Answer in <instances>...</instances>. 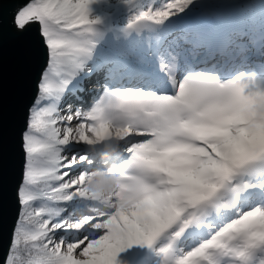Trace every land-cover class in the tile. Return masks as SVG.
<instances>
[{
  "label": "snow or ice",
  "instance_id": "snow-or-ice-1",
  "mask_svg": "<svg viewBox=\"0 0 264 264\" xmlns=\"http://www.w3.org/2000/svg\"><path fill=\"white\" fill-rule=\"evenodd\" d=\"M102 2L0 0L23 154L4 264L157 241L161 264H264V0H120L124 23Z\"/></svg>",
  "mask_w": 264,
  "mask_h": 264
},
{
  "label": "water",
  "instance_id": "water-1",
  "mask_svg": "<svg viewBox=\"0 0 264 264\" xmlns=\"http://www.w3.org/2000/svg\"><path fill=\"white\" fill-rule=\"evenodd\" d=\"M13 42L12 37L0 36V49H3L5 43L11 45ZM21 119L22 117L14 111L11 88L8 85L0 92V183H3L7 189L4 201L0 194V264H4L7 244L11 242V228L15 223V203L11 196V187L18 178L20 164L22 166L23 163L19 139L10 137L9 132L14 126H19ZM10 143L14 144L11 153L8 151Z\"/></svg>",
  "mask_w": 264,
  "mask_h": 264
},
{
  "label": "rangeland",
  "instance_id": "rangeland-1",
  "mask_svg": "<svg viewBox=\"0 0 264 264\" xmlns=\"http://www.w3.org/2000/svg\"><path fill=\"white\" fill-rule=\"evenodd\" d=\"M109 6L111 7L112 11L110 13L103 12V10ZM122 6L124 5L122 2H120V0H106V2L92 5V10L93 14L105 16V23H116L118 21L117 16L121 11L120 9ZM148 250L149 248H146L144 251H142V257L138 259L134 255L128 253L122 260L117 259V262L118 264H159L158 258L160 257V255L158 254L157 250ZM118 255L122 256L120 253Z\"/></svg>",
  "mask_w": 264,
  "mask_h": 264
},
{
  "label": "clouds",
  "instance_id": "clouds-1",
  "mask_svg": "<svg viewBox=\"0 0 264 264\" xmlns=\"http://www.w3.org/2000/svg\"><path fill=\"white\" fill-rule=\"evenodd\" d=\"M258 113L264 116V105L258 106ZM115 177L103 173L97 174L93 181L89 184L91 190L95 192H107L112 187Z\"/></svg>",
  "mask_w": 264,
  "mask_h": 264
},
{
  "label": "bare ground",
  "instance_id": "bare-ground-1",
  "mask_svg": "<svg viewBox=\"0 0 264 264\" xmlns=\"http://www.w3.org/2000/svg\"><path fill=\"white\" fill-rule=\"evenodd\" d=\"M93 5H96V4H93ZM112 10H111V7H106L103 12L105 13H110ZM128 13H120L118 16H117V19L120 21L122 19V17H127ZM162 241H157L153 246L150 247V251H152L153 249H158V247L160 246V243ZM146 248H148L147 245H133L129 248H127V250H124L122 251L120 254L122 256H117V259H123L126 254L130 253L131 255H134L136 258H140L142 257V251H144ZM161 264V263H160Z\"/></svg>",
  "mask_w": 264,
  "mask_h": 264
}]
</instances>
